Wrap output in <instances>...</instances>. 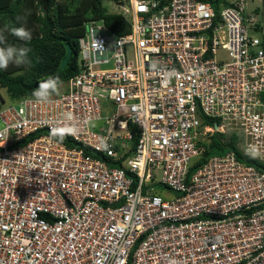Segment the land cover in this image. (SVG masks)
I'll return each instance as SVG.
<instances>
[{"label":"built area","instance_id":"built-area-1","mask_svg":"<svg viewBox=\"0 0 264 264\" xmlns=\"http://www.w3.org/2000/svg\"><path fill=\"white\" fill-rule=\"evenodd\" d=\"M258 1L111 0L52 103L0 105V264H264Z\"/></svg>","mask_w":264,"mask_h":264},{"label":"trees","instance_id":"trees-1","mask_svg":"<svg viewBox=\"0 0 264 264\" xmlns=\"http://www.w3.org/2000/svg\"><path fill=\"white\" fill-rule=\"evenodd\" d=\"M110 2L111 0H0V31L7 25L9 28L25 27L32 34L31 41L25 44L6 33L9 44L31 49L28 54L31 63L19 67L12 64L7 70L0 69V88H5L8 96L14 100L32 96L33 90L49 77H59L62 84L75 75L79 70L78 38L85 30V22L102 18L106 26L117 34L128 30L127 22L121 14L107 9ZM214 8L218 11L217 5ZM66 43L70 44L72 54L66 66L56 76L66 52ZM205 120L208 123L216 121L207 117ZM40 132L41 130L30 134L23 141L26 142ZM218 136L215 134L214 138ZM62 140L68 143L67 140ZM218 149L223 151L224 147L219 145ZM116 165L121 166L119 162Z\"/></svg>","mask_w":264,"mask_h":264},{"label":"clouds","instance_id":"clouds-1","mask_svg":"<svg viewBox=\"0 0 264 264\" xmlns=\"http://www.w3.org/2000/svg\"><path fill=\"white\" fill-rule=\"evenodd\" d=\"M18 38L25 44L30 42L32 39V34L25 27H12L9 28L5 25L4 30L0 31V69L7 70L12 64L17 67L25 64H30L31 61L28 59V54L31 51L30 48L25 46H16L8 43L7 35ZM97 40H94L93 47H97ZM61 87V81L59 77H49L39 84V86L33 90L32 99L27 100V103H37V104H50L53 102V96L59 95V90ZM54 135H59L57 129H53ZM67 134V133H66ZM63 138L62 136L60 137ZM245 154L249 155L251 158H261L264 157V153H261L259 148L255 145H250L245 149Z\"/></svg>","mask_w":264,"mask_h":264},{"label":"rangeland","instance_id":"rangeland-1","mask_svg":"<svg viewBox=\"0 0 264 264\" xmlns=\"http://www.w3.org/2000/svg\"><path fill=\"white\" fill-rule=\"evenodd\" d=\"M246 8L252 10L254 7L258 6L260 4V2L258 0H246ZM115 8V6H113V4L110 2L109 5L107 6L108 10H113ZM64 86H62L61 89H63ZM0 101H2L0 103L1 107H5L6 105H8L9 102H12V99L8 96L7 92L5 91V88H0ZM158 192L163 191L164 188L169 190V188L164 187V186H160L157 185L156 187H154ZM172 195H175V192L171 193Z\"/></svg>","mask_w":264,"mask_h":264},{"label":"water","instance_id":"water-1","mask_svg":"<svg viewBox=\"0 0 264 264\" xmlns=\"http://www.w3.org/2000/svg\"><path fill=\"white\" fill-rule=\"evenodd\" d=\"M65 47H66V52H65V55H64V57L62 58V60L60 62L59 69H58V71L56 73V76L58 75L59 71L66 66V64L68 63L69 58H70V56L72 54L70 44L66 43Z\"/></svg>","mask_w":264,"mask_h":264}]
</instances>
